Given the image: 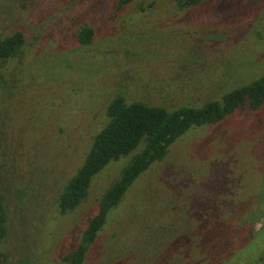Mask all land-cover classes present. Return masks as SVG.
Segmentation results:
<instances>
[{"label":"rangeland","instance_id":"obj_1","mask_svg":"<svg viewBox=\"0 0 264 264\" xmlns=\"http://www.w3.org/2000/svg\"><path fill=\"white\" fill-rule=\"evenodd\" d=\"M176 1L0 0V37L24 40L20 59L0 64V167L19 172L0 178L21 195L7 207L9 255L0 264H64L97 197L140 148L110 160L86 198L57 214L51 201L117 91L126 102L199 107L264 74V0ZM82 24L93 31L85 46L76 39ZM168 149L107 212L82 264H203L204 253L238 244L240 204L249 208L264 182V100L188 128ZM262 226L243 235L232 260L261 253Z\"/></svg>","mask_w":264,"mask_h":264},{"label":"trees","instance_id":"obj_2","mask_svg":"<svg viewBox=\"0 0 264 264\" xmlns=\"http://www.w3.org/2000/svg\"><path fill=\"white\" fill-rule=\"evenodd\" d=\"M132 0H116V7ZM205 0H177L178 6L193 5ZM92 29L82 24L76 30L80 45L89 44ZM24 43L20 32L0 37V60L21 57ZM1 62V61H0ZM264 100V74L239 85L221 95L219 100H209L199 107L181 104L165 108L140 101L126 102L117 91L104 107V124L91 136L81 164L61 185L56 203L60 213L76 207L86 196L91 178L110 160L130 153L128 161L119 168L114 179L96 199V210L87 219L80 239L69 253L62 255L64 264H82L85 252L101 230L107 212L118 205L125 191L137 176L153 162H160L168 153V146L192 126L211 124L235 109L254 110ZM6 233L3 190L0 185V242ZM1 256V252H0Z\"/></svg>","mask_w":264,"mask_h":264},{"label":"flooded vegetation","instance_id":"obj_3","mask_svg":"<svg viewBox=\"0 0 264 264\" xmlns=\"http://www.w3.org/2000/svg\"><path fill=\"white\" fill-rule=\"evenodd\" d=\"M263 16H264V13H263ZM78 44H79V42H78ZM79 46H82V45L79 44ZM8 59L9 58L4 59V60H0L1 61L0 64L2 62H4V61L8 60ZM0 81H1L0 83H2L3 79L1 78ZM0 111L3 112L4 115H6V113H7L4 109H1ZM81 162H82V160H81ZM81 162L76 167H74L73 171L67 177L64 178V180L60 184V187H58V189H57L58 192L61 189L62 183L68 177H70L73 174V172L81 164ZM42 164H45V162L42 163ZM3 171L4 172H9V178H12V179L19 178V174H18L19 172L16 171V170L13 171V169L11 167H7L6 168L5 166L1 165V167H0V176H1ZM27 182L28 181L26 180V184H25L26 186H24V187H26V189L28 190V187H27L28 183ZM258 183H259L258 187L260 189H262V190H258L255 193L256 197L254 196V198H252L250 196V200L252 202V205L249 208H247V207L244 206V201H242L241 204H240L242 206V209H243L241 211L242 213L240 215V219H241L240 225L243 227V229L242 228H237V229H241L243 234L242 235H238V237H239L238 244L237 245H234V244L230 245V244L226 243L224 248L222 247L220 249V254L217 251L216 256L213 255V254H210V253H204V255H203V257H204L203 264H264V249L261 251V253L259 255L255 256L252 260H250V258H244L243 261H241V262L240 261L235 262L234 260H232L230 258V256L233 254V251H235V249H238L240 246L244 245V242H245L246 238L242 239V237H243V235L245 233H246V237L247 236H251L254 231L256 232L258 230H261L262 227H263L262 225L264 223V182L259 180ZM0 185H1L2 190H3L4 212H5V227H6V233H5L4 237L2 238V240L0 242V252H1L0 260H2V261L4 260L5 261L7 256L9 255V251H8V249H6L5 243L7 242L9 234L11 233V230H12L11 220L8 219L9 215H8V208L7 207H8V204H9L11 198L15 199V201H17V202H20L19 199H20L21 195L16 194L15 196H12V187H11V185L8 184V182L4 183L2 181V178H0ZM22 189H24V188H22ZM58 192L56 193L55 197L51 201V203H52V205H54L55 211L57 212L58 215L67 214L68 212H70L73 209H75L81 203L80 202L76 207H74L71 210H68V211H66L64 213H60L58 211L57 203H56V197H57ZM21 193H23V191H21ZM12 208H13L12 213H14V211H16L19 208V206H18V204L16 202H14V205H13ZM91 215L92 214L87 216V218L85 219L84 223H82L81 226L79 227V229L77 230L78 231L77 235H76L77 241H76L75 246L77 245V243H78V241L80 239L81 231L84 229L87 219ZM203 225H204V222H203ZM247 225L249 226V228H248ZM208 231H210V230H208ZM75 246L72 249H74ZM65 254H67V253H65ZM140 259H143V258L139 257L137 260H132V261L138 262V261H140ZM127 264H130V263H127Z\"/></svg>","mask_w":264,"mask_h":264}]
</instances>
